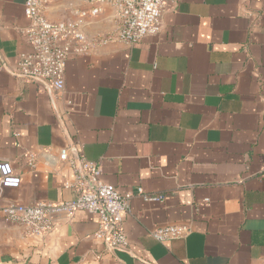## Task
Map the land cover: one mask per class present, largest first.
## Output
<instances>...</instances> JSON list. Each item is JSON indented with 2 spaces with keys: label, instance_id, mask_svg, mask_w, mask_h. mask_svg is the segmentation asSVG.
<instances>
[{
  "label": "crops",
  "instance_id": "1",
  "mask_svg": "<svg viewBox=\"0 0 264 264\" xmlns=\"http://www.w3.org/2000/svg\"><path fill=\"white\" fill-rule=\"evenodd\" d=\"M24 1L0 0V161L21 178L1 201L75 198L61 150L134 196L127 249L97 239L86 213L53 217L42 238L0 215V264H264V0H172L157 35L70 56L59 94L14 73L30 52ZM87 8L48 0L44 14L56 23ZM117 25L104 6L83 28L93 39ZM165 225L190 231L159 243L150 233Z\"/></svg>",
  "mask_w": 264,
  "mask_h": 264
},
{
  "label": "built area",
  "instance_id": "2",
  "mask_svg": "<svg viewBox=\"0 0 264 264\" xmlns=\"http://www.w3.org/2000/svg\"><path fill=\"white\" fill-rule=\"evenodd\" d=\"M88 8L76 9L74 19L51 22L44 8L48 0H25L24 16L28 26L23 36L30 52L19 55L15 75L24 83H33L45 91L59 94L64 89V73L70 56L87 54L95 45L123 42L134 45L145 37L160 33L162 16L172 7V0H83ZM104 6L115 9L118 25L106 36L90 39L84 32L85 20L102 12ZM59 158L73 171L74 181L66 183L76 194L75 198L64 202H38L20 204L3 203L0 199V215L6 224L22 226L26 233L42 238L54 227L53 217L63 215L73 219L79 213H86L97 219L95 237L102 240L109 249L125 250L128 247L123 227L124 214L134 193H120L116 187L101 178L98 163L86 159H73L67 150H61ZM28 165L35 167L34 159L28 156ZM21 185L20 176L14 173L11 163L0 161V190L17 189ZM137 194H142L138 189ZM147 201H160L161 196L142 195ZM184 225L156 227L150 233L159 243L182 238L189 233Z\"/></svg>",
  "mask_w": 264,
  "mask_h": 264
}]
</instances>
